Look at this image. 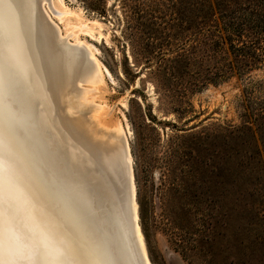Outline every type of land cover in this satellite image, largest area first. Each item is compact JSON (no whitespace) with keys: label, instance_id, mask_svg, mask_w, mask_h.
I'll use <instances>...</instances> for the list:
<instances>
[{"label":"rangeland","instance_id":"rangeland-1","mask_svg":"<svg viewBox=\"0 0 264 264\" xmlns=\"http://www.w3.org/2000/svg\"><path fill=\"white\" fill-rule=\"evenodd\" d=\"M64 2L83 19L100 23L94 36L81 31L78 36L94 46L110 75L94 92L100 113L92 101L69 107L70 71L52 78L43 116L70 125L96 146H111L118 135L124 134L117 139L121 143L127 138L138 222L151 264H264L263 251L238 243L239 230L249 225L238 210L240 186L226 175L229 154L221 136L223 126L241 122L242 89L264 80V65L240 78L184 89L156 70L160 56L176 50L173 28L179 22L189 25L190 0ZM52 9L49 15L64 32L66 25ZM91 65L83 83L95 78ZM117 126L123 134L115 133Z\"/></svg>","mask_w":264,"mask_h":264},{"label":"water","instance_id":"water-1","mask_svg":"<svg viewBox=\"0 0 264 264\" xmlns=\"http://www.w3.org/2000/svg\"><path fill=\"white\" fill-rule=\"evenodd\" d=\"M20 8V2L17 0H4V10L2 11L3 19L1 18L0 21V32L7 34V28L9 26L10 29L12 28L14 30L13 32L23 33L25 25L23 26L22 23L18 21ZM27 8L29 9L30 16H32L35 21V35L42 41L43 56L41 57L45 59V63L40 62V64H38L37 60L30 59V61L28 60V63L25 64L27 67L30 63V67L34 69H32L33 74L28 72L29 74H27V77L33 84L36 82V85L27 88L22 87L23 90L18 92L20 97H23V104L20 106L22 107L21 111L20 107L18 108L15 103H12L8 95H5L4 99L1 96L2 93H0V214L8 215V217H5L9 224H16L26 229L30 223H26L25 220L22 219V215L17 211L19 207L15 202L17 200L20 201L19 198H21L24 200V205H28V207H30V205L31 207L37 206L39 210L36 212L38 216L37 223L33 221V226L26 232L29 242H32L27 250H30L31 256L34 259L37 260V258H39L38 261H40L41 264H52L56 259L55 255H60L62 257L61 259H63V263L66 261L67 264H80V256L77 252H73V246L63 241V230L58 227L60 223H63V229L67 231L68 237L73 238V240H71L73 244L77 248L82 245L88 252V254L85 252L86 255L82 257L84 263H120L121 258L117 259L114 256L117 250L110 244L114 241L113 236L106 231V229H109L108 227H111L110 223L105 222L107 217H111L112 219L114 217L113 213L116 205L113 198L114 195L112 196L111 193L108 192L107 195H105V197L109 196V198L107 197V199H105L107 200L106 203L102 198L103 196L98 191L102 189L101 191H104L103 193L107 192V157L108 155L114 154L113 146H96L81 136L80 133L70 125L66 124L62 127L58 124H53V121H47L43 116L47 104L46 97L50 94V81L52 78H61L68 75L70 70L67 64H70L71 61L66 63L65 59L69 57V59L72 60L73 56L74 61L81 64L80 66H82L84 72L88 69V62L86 59L84 60L83 53L76 47H68L54 42L50 25L43 17L40 10H38L37 0H28ZM76 54L80 55L83 59L80 63L75 58ZM23 64L24 63L20 62L17 67L18 69H15H21ZM9 119H11L13 123L9 122ZM14 125L16 126L14 127L15 129L12 128ZM47 136H49V139ZM45 142L47 143L45 144ZM29 143H31V145ZM32 147L37 148L35 153L44 152L45 147L51 149V151L56 150L62 153L63 156L60 161L64 165H66L67 161H70L68 159L74 160V162L79 161L83 164L81 162L82 160L78 158L87 160L90 163V166L86 163L85 165H88V171L90 172L91 170L94 176L92 177L87 171L90 176H86L87 178H85L90 182L88 184L89 187L96 189L97 192V194L92 196L95 199L92 200L96 202L93 208L88 209V207H86V202L83 200V198L87 200V197H91L87 190H85V192H87L86 194H88V196L81 197L80 199L76 196H80L83 193L80 189L76 187L69 189L66 187L64 190H66L68 195L73 197L76 196L77 209L81 211L82 218L87 219L84 220L83 223L87 221L88 226L91 228V232L82 229L83 233L90 235L94 242H92V239L88 238L89 236L84 237L85 235H81V230L77 231L78 224L75 219L73 221L72 218L63 217L62 211L64 207L58 193L50 195L42 191V187L38 183L40 179H38L36 172H34L39 167L35 158L32 159L31 157L33 150L29 149ZM27 151H31L32 153L28 155ZM44 164L47 168L48 164L45 163V161ZM34 167L38 168L34 169ZM68 168L70 174L76 177V180H79L80 177H77L76 174L78 172L77 169L75 171L72 165ZM96 180L99 181L98 190ZM37 183L38 185L36 186L35 184ZM125 183H127L126 178ZM70 190L76 193L73 194ZM121 197L123 207H125L126 212L130 214V194L128 193V189L122 191ZM5 199L8 200L6 201ZM105 203L109 206L108 208ZM9 206L12 207V210ZM50 207L53 209L51 210ZM67 208L70 211H74L71 207L67 206ZM13 209H16V211ZM64 212L66 213L65 210ZM39 220L41 223L43 222L44 225L41 223L38 224ZM56 221L57 224L55 226ZM44 227L49 229V232L55 231L57 237V232L62 234L61 237H58L60 243L55 244V238L47 235L48 233L46 234L45 231L39 230V228L44 230ZM94 228H96L97 231ZM36 230L39 232H36ZM92 230L95 234H93ZM105 231L107 233H105ZM131 238L132 240L135 239L134 234L133 236L131 235ZM79 240L82 242L81 245H78L79 242L77 241ZM22 241H27V239H23ZM138 262L139 264H143L140 256ZM12 264H25V262L24 260L19 261V259H15Z\"/></svg>","mask_w":264,"mask_h":264},{"label":"bare ground","instance_id":"bare-ground-1","mask_svg":"<svg viewBox=\"0 0 264 264\" xmlns=\"http://www.w3.org/2000/svg\"><path fill=\"white\" fill-rule=\"evenodd\" d=\"M17 1L20 2L21 5L18 21H20L23 26L25 25V27L23 33L13 32L14 30L12 28L10 29L9 26L7 28V34L0 32V91H1L0 93H2L1 96L4 99H5V95H8L12 103H15V105L19 108L23 104L22 103L23 97H20L18 92H21L23 88L36 85V82L33 84L27 77V74L29 73L33 74L34 69L30 67V63L27 67L25 64L28 63V60L30 61V59L37 60L38 64H40V62L45 63V59L41 57L43 56V50H42L43 45H42V41L39 38H37L35 35L36 25L34 19L32 18V16H30L29 9L27 8L28 0H17ZM48 4L49 6L52 5V7H54L56 11L55 12L52 9V7H48L52 9L51 11H54V13L53 12L50 13L54 14V17L56 15V17H58V19L60 21H63L62 23L66 25L65 26L66 30L64 29L65 30L64 32H62L61 28H59V26L55 23L54 18L52 17L53 18L52 19L51 16L49 15V12L47 11ZM37 5H38V10H40L41 14L50 25L54 42H58L68 47L69 46L76 47L78 50H80L83 53L84 60L86 59V61L88 62L87 65L88 69L86 70V72H84L82 66H80L81 64L75 62L73 56H72V60L69 59V57L65 59L66 63L71 61L70 64L69 63L67 64V66L70 67L69 70L70 78L68 77L70 81L67 85L68 90H70L69 91L70 94L68 93L69 95H67L68 96L67 101L69 107L71 108L77 107V104L79 103L81 104L82 102L84 103L87 101L89 102V104H91L90 102L92 101L96 105V108L94 106L96 112H99L102 109L100 107L101 103L99 104L95 102L96 95H94V92H97L99 87L104 84V76H106V74L108 75L110 74L108 70L104 67V65H102V63L97 58L94 52V46L86 42L85 40L83 41L82 39H80L78 34L81 31V32H90L89 35L90 34L92 35L93 34L92 32L95 29L94 27H98V26L100 27V23L96 20L89 21L83 19L81 14L75 11L74 9H72L69 5H67L64 2V0H37ZM3 6H4V0H0V21L1 18L3 19L2 17L3 14L2 11L4 10ZM71 18H74L77 21L73 22L71 21ZM92 36H94V34ZM99 36L98 39L100 38ZM70 37L72 39H70ZM75 58L76 60H78L79 63L83 60L82 57L78 54H76ZM20 62L24 63L23 64L24 66L22 65L21 69L16 70L15 68L18 67V64ZM91 64H93V67L95 64L97 70L95 71L96 74L94 80L92 81L89 80L90 83L86 84L83 83L84 82L83 78L86 77L87 74H89L90 70H93V68H91L92 67ZM90 73L92 72L90 71ZM88 79L89 77H87V80ZM75 87L80 88L78 94L75 93L74 91ZM21 109L22 107H20V111ZM9 122L13 123L11 119H9ZM14 127L16 126L15 125L12 126L13 129H15ZM114 129L116 131L115 133L117 134L119 132L122 133L123 131L121 126H117ZM120 136L121 135H118V138H120ZM122 136H124V134ZM115 137L116 139H114V142L112 144L114 154L108 155L107 157V165H106V169H107L106 174L108 175L106 182V185H108L106 188L107 192L103 193L104 191L102 192L101 191L102 189L98 190L99 181L96 180L97 190L103 196L102 197L100 195L103 198V200L106 201L107 203V200L105 199H107V197L109 198V196L105 197V195H107V193L110 192L112 196L114 195L113 198L116 203L113 213L114 216L113 219L111 217H107V219L105 220V222L110 223L111 226L108 227L109 229L108 230L106 229V231L109 232L114 239V241L110 243L113 245L115 250H117L114 256L117 259L121 258V262L117 264H139L138 262L139 256L143 264H151L145 246L144 235L141 231L138 222L139 215H138V206L136 202V190H135L136 188L133 178L132 158L129 150L130 149L129 144L127 142V138H124V140L122 139L123 142L121 143L120 141L117 140L118 139L117 136ZM47 138L49 139V136H47ZM46 143L47 142H45V144ZM29 144L31 145V143ZM36 149L37 148L32 147L29 150H33V154H31L32 153L31 151L30 152L27 151V153L28 155L31 154L32 159L35 158L36 163L39 167V168L34 167V169L38 168L34 172H36V176L38 177V179H40L38 183L42 187L41 188L42 191L46 194L49 193L50 195H53L54 193H58L61 198V202L63 204L64 210L66 211V213L64 212V210L62 211L63 217L70 219L72 218L73 221L75 219L78 224L77 231L81 230L82 231L80 232L81 235H85L84 237L89 236L88 238L92 239L90 235H86V233H83L82 229L84 230L86 229L87 232H91V228L90 226H88L87 221L83 223V221L87 219L82 218L81 216L82 213L79 209H77L78 206L76 204L77 202L76 196L78 199H80L81 197L88 196L85 190H87L91 196L90 198L87 197V200L86 198H83V200L86 202V207H88V209L93 208V205H95L96 203L95 201H93L95 199L92 197L94 194H97L96 189L90 188L88 185L90 182L86 179L88 176H90L88 174L89 168L87 167L88 165L90 166V163L87 160L78 158L82 160L81 162L83 164H81L79 161L74 162V160L68 159L70 161H67L66 165H64L60 161V159H62L63 156L62 153L57 152L56 150L51 151V149L47 147L44 148L45 153L44 152L35 153ZM44 161L45 163L48 164L47 168L44 164ZM85 163L88 165L86 166ZM70 165L74 166L75 171L77 169L78 172L76 174L77 177L78 176L80 177L79 180H76L77 178L70 174L68 170L69 169L68 167H70ZM89 173L92 175V177L94 176L91 170ZM124 177L126 178L127 183H125ZM38 183L35 185L37 186ZM66 187L69 189L76 187L77 189H80L81 192L83 193L80 196L78 195L74 197L70 196L68 195V193H66V190H64V188ZM124 189L125 190L128 189V193L130 194V214L126 212L125 207H123L121 201L122 200L121 194ZM70 191L72 192V190ZM72 193L74 194L76 192H72ZM5 200L7 201L8 199ZM19 200L20 201L17 200L16 202L15 201L12 202H15L18 205L19 209L17 211L19 212V214L22 215V219H24L26 223H30V224L26 229L16 224L11 225L7 222V218L5 217V216L8 217V215L0 214V220H1L0 221V250H1L0 264H12V262L15 259H19V261L24 260L25 264H41V262L38 261L39 258H37V260L34 259L31 256L32 254L30 253V250H27L29 248L30 243L32 242H29L28 236L26 234V232H28L27 230L33 226V223L34 222L37 223L38 216L36 215V212H38L39 210L36 205L32 207L30 205V207H28V205H24L23 199L19 198ZM67 206L73 208L74 211H70L67 208ZM106 207L108 208L109 206L106 205ZM9 208L12 210L11 206H9ZM50 208L51 210L53 209L52 207ZM13 210L16 211V209ZM39 223H41L40 220L38 224ZM41 224L44 225L43 222ZM56 224L57 221L55 223V226ZM58 227L63 230L64 243L73 246V252H77V254L80 256L81 259V261L79 259L80 264H86L84 263V261H82V257L85 256L86 253L88 254V252L81 245L82 243L81 240L77 241L79 242L78 245H81L80 247L77 248L71 241L73 240V238L68 237L67 231L63 229V223H60ZM39 230L45 231L46 234L48 233L47 235L55 238L54 241L55 244L60 243L58 237H61L62 234L56 231L58 234L57 237L55 235V231L49 232L50 230L46 229L45 227L44 230L41 228H39ZM106 231L105 233H107ZM36 232L39 231L36 230ZM93 234L95 233L93 232ZM133 234L135 238L134 240H132L131 238V235L133 236ZM23 239H27L29 243L27 241H22ZM92 242H94V240ZM55 256L56 259L54 260V262H52V264H67L66 261H64L63 263L62 261L63 259H61L62 257L60 255H55Z\"/></svg>","mask_w":264,"mask_h":264},{"label":"trees","instance_id":"trees-1","mask_svg":"<svg viewBox=\"0 0 264 264\" xmlns=\"http://www.w3.org/2000/svg\"><path fill=\"white\" fill-rule=\"evenodd\" d=\"M189 5V25L173 28L176 50L160 56L158 77L199 90L264 65V0H190ZM238 105L241 122L222 128L229 154L225 171L240 186L238 210L249 225L239 230L238 243L264 253V80L248 82Z\"/></svg>","mask_w":264,"mask_h":264}]
</instances>
